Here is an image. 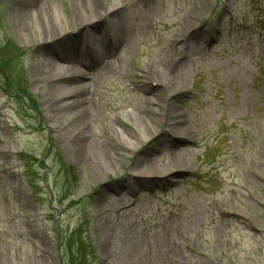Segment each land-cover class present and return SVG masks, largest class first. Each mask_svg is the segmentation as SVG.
I'll return each instance as SVG.
<instances>
[{"label": "rangeland", "instance_id": "1", "mask_svg": "<svg viewBox=\"0 0 264 264\" xmlns=\"http://www.w3.org/2000/svg\"><path fill=\"white\" fill-rule=\"evenodd\" d=\"M19 1L0 0V264H264V0H131L90 24L108 68L79 57L89 0L41 1L66 20L52 43ZM76 65L92 106L55 127L36 75Z\"/></svg>", "mask_w": 264, "mask_h": 264}, {"label": "bare ground", "instance_id": "2", "mask_svg": "<svg viewBox=\"0 0 264 264\" xmlns=\"http://www.w3.org/2000/svg\"><path fill=\"white\" fill-rule=\"evenodd\" d=\"M42 0H20L19 3H23L27 5L25 8L26 10H29L32 8V11H34L33 18H31L34 21L32 28L33 32L32 34L36 37V43H43V42H50L52 43L54 39L58 37H64V32L67 31L66 28V20L62 19L61 17L58 18L56 17V14L54 15L47 6L41 4ZM82 1V7L76 5V2L74 3L75 7L73 9V12L71 13V19L70 21L73 23H78L79 26H82L85 31L89 30L88 32L83 33L82 30H78L77 34H80V37L86 36V38H83V40H79L78 44H80V47H83V49H89L90 47L88 46L87 42L89 43V39H93V44L96 43L97 40V34L93 35L96 31L92 30L91 28V23L93 21L98 20V19H103L107 20L108 23L111 26H115L117 24H120L122 16V10L121 8H125L131 0H112V2L109 4V8H103L102 3L98 0H89L88 2ZM149 13L154 12L157 9V3L149 5ZM36 10V11H35ZM30 11V10H29ZM56 22V24H51V22ZM60 22L64 24L65 27H61ZM39 23V24H38ZM181 27V25H180ZM185 31H177V34L180 35V37L186 36V33L183 32H188L191 28L192 25H186ZM92 30V31H91ZM31 32V30H29ZM83 33V34H82ZM88 34L90 35L88 37ZM123 43L122 37H118L117 39V44ZM86 43V45H85ZM98 43V42H97ZM77 44V45H78ZM112 44H113V38H112ZM79 46V45H78ZM103 46H101L102 48ZM85 49V50H86ZM93 49V50H92ZM92 49L90 50V53H94V59L96 60L95 62L99 63L100 68L105 67L108 68L110 64L114 65L118 62L119 63V58L114 60V62L106 61V51H103V53L98 52V48H95L94 45L92 46ZM192 49V45L188 44L187 42L183 43L178 50V53H180V56H190V52ZM103 50V49H102ZM70 55V54H69ZM25 56V55H24ZM66 56V55H65ZM68 57H61L59 59L60 62L68 60ZM33 66L36 67L38 64L42 63V68L45 67L47 64L51 63L47 58L41 57V59H37V62L34 60V58L31 59ZM106 61V62H105ZM116 61V62H115ZM40 62V63H38ZM108 63V64H107ZM76 64V63H75ZM50 67V66H47ZM43 70V69H42ZM166 72L170 73V68H167ZM40 75H36V80L38 83L44 84V90H45V98L43 104L46 105L48 108V115L49 118L52 122V125L55 127H58L57 121L59 119V113L60 112H65L69 111L71 114L74 115H79L82 112H87L86 110H89L91 108V99L86 100V99H78V97L83 94V92H88L89 88L87 85L85 86H80L78 85L79 82L85 81L86 76L83 74L81 67L78 65L71 68H67L64 70L61 69H54V72L51 74L46 72V71H39ZM62 73V75L60 74ZM61 84H66L68 87L65 88L64 92L62 94H58V90H60ZM25 96H28V98L34 102V98H32L27 92L21 91ZM70 100H74L72 103L68 102ZM150 103L151 100L149 101ZM88 105V106H87ZM89 107V109H87ZM162 113V112H161ZM156 113L152 112L149 109H145L142 112L138 113L137 120L142 123L143 129L147 130V132L150 131L149 127L146 125V122L143 120V116H151ZM76 131L70 132L69 139L75 141L73 144L76 143V138L79 135H75ZM81 134V133H79ZM146 138H143V141L145 139H149L147 134L143 135ZM79 138V137H78ZM142 140V139H141ZM73 148V146H72ZM75 149V148H73ZM94 151L101 157L102 163L101 165L103 166H108V168L114 169L115 165L110 161L106 150L102 146H95ZM138 165H140L139 161H136L132 164V169H135ZM178 167H173L170 170L165 171L164 173L170 174L173 169H178Z\"/></svg>", "mask_w": 264, "mask_h": 264}]
</instances>
